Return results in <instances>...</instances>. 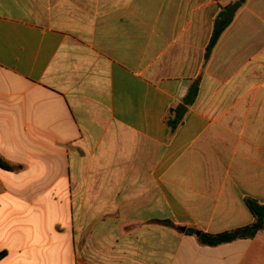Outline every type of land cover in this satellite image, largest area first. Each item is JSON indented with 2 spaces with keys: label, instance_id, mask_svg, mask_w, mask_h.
<instances>
[{
  "label": "crops",
  "instance_id": "0c3cea01",
  "mask_svg": "<svg viewBox=\"0 0 264 264\" xmlns=\"http://www.w3.org/2000/svg\"><path fill=\"white\" fill-rule=\"evenodd\" d=\"M0 159V264H264L197 235L264 206V0H0Z\"/></svg>",
  "mask_w": 264,
  "mask_h": 264
},
{
  "label": "trees",
  "instance_id": "16d2710c",
  "mask_svg": "<svg viewBox=\"0 0 264 264\" xmlns=\"http://www.w3.org/2000/svg\"><path fill=\"white\" fill-rule=\"evenodd\" d=\"M229 25L230 24L224 23L223 17H221L219 20L216 21L213 37L207 51V58L210 57L211 52L213 51V49L215 48L221 36L223 35V33L225 32V30L228 28ZM197 93H198V84H195L192 86L188 96L185 98L184 104L192 105V103L196 99ZM180 108L171 109L170 111L171 115L174 112H176L175 118L173 119L170 118V120H168V124L173 130H176L179 127V125L183 122L185 116V111H182L183 108L182 109ZM0 167L4 169L10 168L2 159H0ZM247 205L255 218L253 224L246 227L238 228L233 231L224 232L221 234L214 235V234L201 233L200 235H198L199 242L204 246L217 247L238 240L253 239L259 233L264 232V206L260 205L255 200H248ZM191 233L192 235H194L196 232L191 231ZM4 256H5L4 254H0V260H2Z\"/></svg>",
  "mask_w": 264,
  "mask_h": 264
},
{
  "label": "water",
  "instance_id": "95a60500",
  "mask_svg": "<svg viewBox=\"0 0 264 264\" xmlns=\"http://www.w3.org/2000/svg\"><path fill=\"white\" fill-rule=\"evenodd\" d=\"M241 7V3H235L225 14H224V23L229 24L233 18L235 17L236 13L238 12L239 8ZM201 233L198 232L197 235Z\"/></svg>",
  "mask_w": 264,
  "mask_h": 264
}]
</instances>
